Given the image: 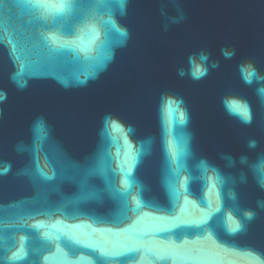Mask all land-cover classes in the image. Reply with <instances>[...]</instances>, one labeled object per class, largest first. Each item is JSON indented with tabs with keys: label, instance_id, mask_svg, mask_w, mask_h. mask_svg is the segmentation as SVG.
<instances>
[{
	"label": "water",
	"instance_id": "1",
	"mask_svg": "<svg viewBox=\"0 0 264 264\" xmlns=\"http://www.w3.org/2000/svg\"><path fill=\"white\" fill-rule=\"evenodd\" d=\"M0 96V264H264V0H0Z\"/></svg>",
	"mask_w": 264,
	"mask_h": 264
},
{
	"label": "snow or ice",
	"instance_id": "2",
	"mask_svg": "<svg viewBox=\"0 0 264 264\" xmlns=\"http://www.w3.org/2000/svg\"><path fill=\"white\" fill-rule=\"evenodd\" d=\"M204 73L201 72V71H197L195 73L196 76H201L203 75ZM0 99H3V96H0ZM230 107V110H233V111H242V114L244 115V118L246 120L250 119L249 115H248V112H247V108L244 107L243 109L240 108V106L236 105L235 103H233L232 105L229 106ZM249 218H251V214H249ZM239 226H237L238 228Z\"/></svg>",
	"mask_w": 264,
	"mask_h": 264
},
{
	"label": "clouds",
	"instance_id": "3",
	"mask_svg": "<svg viewBox=\"0 0 264 264\" xmlns=\"http://www.w3.org/2000/svg\"><path fill=\"white\" fill-rule=\"evenodd\" d=\"M204 59H206V57H203V56H202V57H201V60H204Z\"/></svg>",
	"mask_w": 264,
	"mask_h": 264
}]
</instances>
